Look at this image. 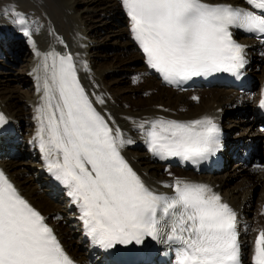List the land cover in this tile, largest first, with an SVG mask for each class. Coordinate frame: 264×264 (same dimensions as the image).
<instances>
[{
    "label": "snow or ice",
    "instance_id": "6c2138e0",
    "mask_svg": "<svg viewBox=\"0 0 264 264\" xmlns=\"http://www.w3.org/2000/svg\"><path fill=\"white\" fill-rule=\"evenodd\" d=\"M122 3L147 63L169 83L218 72L238 75L248 62L247 46L233 38V31L264 35V0H245L249 8L205 0ZM13 12L15 23L24 26L23 14ZM43 67L47 74L35 117L36 138L48 171L68 189L95 245L112 249L142 245L150 238L176 247L177 264H241L237 213L218 193L179 179L166 185L173 195L150 189L121 154L132 141L94 107L71 55L55 54L50 65L46 57ZM6 122L0 113V127ZM146 136L160 159L203 160L222 147L220 130L207 116L188 122L156 120ZM0 264H74L45 217L3 171ZM253 264H264V230L254 241Z\"/></svg>",
    "mask_w": 264,
    "mask_h": 264
},
{
    "label": "bare ground",
    "instance_id": "6f19581e",
    "mask_svg": "<svg viewBox=\"0 0 264 264\" xmlns=\"http://www.w3.org/2000/svg\"><path fill=\"white\" fill-rule=\"evenodd\" d=\"M205 2L239 4L240 0ZM13 9L23 14L27 21L24 26L15 23ZM60 11L62 15H59ZM90 20L95 23L93 27L89 25ZM112 24L119 25L117 38L125 42L123 48L105 43L109 41V36L103 42L96 37L107 33ZM131 27L132 22L122 0H0V88L10 83L15 86L14 92L3 93L0 90V113L7 118L5 124L11 131L0 140L1 171L19 194L45 217V222L73 260L79 264H111L104 249L95 245L86 234L80 219L81 212L68 195V189L58 188L36 138L39 122L35 117L42 103L43 80L47 74L43 67L45 58L50 65L55 54L71 55L80 84L94 107L109 121L110 126L119 128L125 140L132 141L122 147L121 154L146 186L157 193L173 195V189L166 185L179 179L208 185L220 192L222 202L238 213L245 262L252 264L254 241L259 231L264 230V214H260L261 207H264V191L258 202L256 200V205V198L250 193L258 186L264 188V174L257 170L264 169V150L260 153L261 162L256 171L247 170L244 163L250 159L247 155L250 149L260 152V141L264 140V117L259 107L264 92V45L253 40L246 41V54L250 61L248 72L254 81L252 92L240 94L232 90L211 89L203 90L205 95L192 99L189 98L190 92L177 95V92L164 87L160 75L147 63ZM25 32L30 35H25ZM129 53L132 58L127 62L123 57L126 54L129 56ZM109 55L115 56V62L106 61ZM99 60L105 62L101 64ZM130 61L132 65H129ZM106 64L109 66L105 67ZM114 71L123 80L138 77L146 85L133 92L131 101L127 100L118 92L117 83L108 80ZM21 89L26 92L22 94ZM100 99H103V104L98 102ZM239 104L244 108H240ZM251 105L253 110L249 108ZM206 116L218 123L229 136L222 169L206 177L183 171L165 173L166 167L146 147V131L150 122H188ZM142 124L143 128L140 127ZM236 124L245 131H251L241 141L237 140L239 134L233 136L234 131L230 130ZM258 125L261 131L253 134ZM6 146L18 147L19 151H5ZM237 149H245L239 162L244 158L246 160L243 164L235 163L232 172L226 171ZM32 176H36L38 181H34ZM236 177L243 181L232 191L229 183ZM44 187L50 189L49 192L44 191Z\"/></svg>",
    "mask_w": 264,
    "mask_h": 264
},
{
    "label": "rangeland",
    "instance_id": "374dc122",
    "mask_svg": "<svg viewBox=\"0 0 264 264\" xmlns=\"http://www.w3.org/2000/svg\"><path fill=\"white\" fill-rule=\"evenodd\" d=\"M60 14L59 15H62V13H61V11L59 12ZM105 16H106V14H104ZM104 16V17H105ZM62 19H64L65 20V17H64V15L62 16ZM66 24V23H65ZM68 25H70V24H68ZM89 25H91V27H93V25H95V23L94 22H91V20L89 21ZM105 29H107V27L105 26ZM89 31H91V29L89 30ZM92 32V31H91ZM107 33H104V34H100V35H97L96 37L97 38H99V40L101 41V42H103V41H105V39H106V37L107 36H109V41H105V43H109V44H111L112 46L111 47H120V48H123L125 45H123L122 46V44H125V42L123 41V40H121V39H118L117 37H118V35H119V32H120V28H119V25L117 26V25H115V24H112L111 25V29H107V31H106ZM71 36V35H70ZM104 36V37H103ZM101 37V38H100ZM62 43H64V39L62 40ZM107 48H109V46H107ZM109 57L111 58H109L108 60H106L108 63H112L113 61L115 62V60H114V57L115 56H113L112 57V55H109ZM123 57V56H122ZM125 60H127V62H128V60H130L132 57H131V55H130V53H129V56H127V54H126V56H124L123 57ZM100 61V63L102 64L103 62H105V61H102V60H99ZM133 63L130 61L129 62V65H132ZM14 65H16V64H13V67H16V66H14ZM109 65L108 64H106L105 65V67H108ZM1 72V71H0ZM115 72V71H114ZM120 73V72H119ZM118 73L117 72H115L114 74H112V76H111V78H109L108 80L110 81V82H116L117 84V89H118V92L121 94V96L123 97V98H125V99H129L130 101H131V96L133 95V92L135 91V90H137L138 88H141V87H144L145 85H146V82L143 80V79H139L138 77H130V78H127V80H123V78L122 77H120L119 75H117ZM253 87H254V85H253ZM252 87V90L254 89ZM0 90L3 92V93H8V92H14L15 91V86H14V84L13 83H10V84H4L3 86H1V88H0ZM252 90L250 91V92H252ZM21 91V93L23 94V93H25L26 92V90L25 89H21L20 90ZM177 92V95H180L181 94V92H178V91H176ZM202 95H205V93H204V91H202V90H196V91H194V92H191L190 94H189V98L191 97L192 99L195 97V98H199L200 96H202ZM135 97V96H134ZM137 102V100H134V102ZM128 105H131V104H128ZM3 107H4V105H3ZM239 107L240 108H244V106L242 105V104H239ZM249 108L251 109V110H253V105H251V106H249ZM235 116H233V118H232V121H234L235 119ZM235 122H238V121H235ZM232 125V124H231ZM230 130H232V131H234L233 132V136L234 135H238L239 134V137L237 138V140H239V141H241L242 140V138L243 139H245L247 136H249V134H250V132L251 131H245L244 130V128H242V127H240L239 126V124H236V126L235 125H233L232 127H231V129ZM258 131H261V128H260V126L258 125V126H256L255 128H254V130L252 131L253 132V134H254V132L256 133H258ZM248 132V133H247ZM244 135V136H243ZM245 137V138H244ZM251 137H254V136H251ZM254 138H256V137H254ZM263 139V138H262ZM261 142V145H260V152L258 153V152H254V150H253V148L252 149H250L249 150V152L247 153V155L249 156V160H248V162L247 163H244V162H241L242 164L244 163V166H245V168L247 169V170H249V171H256V167H258V165H259V162H261L260 161V153L262 152V150H264V140H261L260 141ZM11 148V149H10ZM13 147H11V146H6L5 148H4V150L5 151H8V152H11V151H13L14 153L16 152V151H19L18 149V147H15V148H13ZM241 151H239V149H237V151H236V155H235V158H233V159H231V161L228 163V165H227V168H226V171H233V169H235V167H234V165H235V163H238L239 162V160H240V158L241 157H243L244 156V153H245V149H240ZM253 154V155H252ZM252 155V156H251ZM247 156V157H248ZM239 162V163H240ZM255 162V163H254ZM248 165V166H247ZM247 166V167H246ZM164 167H166V170H164V172L165 173H167V174H170V173H172V174H175V173H178L179 172V170L178 169H176V168H174V167H172V166H169V165H165ZM249 167H252V168H249ZM259 168V167H258ZM260 173H262V174H264V169L262 170V169H257ZM251 173H253V172H251ZM32 178L34 179V181H38V178L36 177V176H32ZM242 179H240V177H236V178H234L233 179V181H230V183H229V188L233 191L234 189H235V187L237 186V185H241L242 184ZM238 182V183H237ZM47 189V190H46ZM49 190L50 189H48V188H46V187H44V191H48L49 192ZM264 191V188H262L261 186H258V188H256V190L255 191H252L251 193H250V196L251 197H255L256 199H255V205L257 204V202H258V200L260 199V197H261V194H262V192ZM256 200H257V202H256ZM61 205V204H60ZM257 207V206H256ZM254 209H257L258 210V207L257 208H255V206H254ZM264 213V207H261V211H260V214H263Z\"/></svg>",
    "mask_w": 264,
    "mask_h": 264
}]
</instances>
